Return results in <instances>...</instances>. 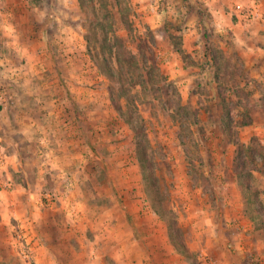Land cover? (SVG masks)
<instances>
[{"label":"rangeland","instance_id":"obj_1","mask_svg":"<svg viewBox=\"0 0 264 264\" xmlns=\"http://www.w3.org/2000/svg\"><path fill=\"white\" fill-rule=\"evenodd\" d=\"M5 182L0 264H264V0H0Z\"/></svg>","mask_w":264,"mask_h":264},{"label":"trees","instance_id":"obj_2","mask_svg":"<svg viewBox=\"0 0 264 264\" xmlns=\"http://www.w3.org/2000/svg\"><path fill=\"white\" fill-rule=\"evenodd\" d=\"M124 49V48H123ZM108 52H109V55H110V59L113 61V64H115V67H116V70L117 71H113V70H111V69H109L108 71H109V73L107 74L108 75V77H110V78H112V79H114V80H116V79H118L120 82H121V77H116V74H118V76L120 75L121 76V73H120V71H122V69L124 70V66L125 65H127L129 62V68H130V71H131V69H132V71H134V66H133V62H131V61H133L132 60V56H130V54L128 53V55L127 56H125V55H121L120 53H118V50L117 49H115V47H113V45L112 44H110V45H108ZM124 56V59H121V57H123ZM139 57H140V55H138ZM131 76H135V75H131ZM163 79L162 78H160V81H162ZM123 81V80H122ZM155 78L153 79V78H151V79H148L147 81H145V85L147 84V86H150L151 87V89H153L154 90V88H155ZM141 85H143V83L141 82L140 83V86ZM120 88H121V84H120ZM126 100V105H128V106H130V107H132V109L133 110H136V108H134V104H132V103H134V101L132 100L133 98H135L134 97V95H130V97H129V95L127 96V95H125V97H124ZM130 115L128 114V117H127V119H126V123L130 126V127H133L132 126V121H131V119H129V118H131V117H129ZM137 119L139 120V117H137ZM141 121V120H140ZM142 131H143V129H142ZM143 133V135H144V131L142 132ZM141 136H142V134H140ZM87 146H88V148L91 150V151H93V147L89 144V143H87ZM116 194V193H115ZM115 199L117 200V202H118V204H121L122 202H121V200H120V198L117 196V195H115ZM123 210V212H124V219H125V221H126V223L128 224V226L130 227V229H131V233H132V236H133V238H134V240L139 244V245H142V243H141V241H140V238H139V235H138V232H137V229H136V227H135V225H134V223H133V221H132V218H131V216H130V214L126 211V209L125 208H123L122 209Z\"/></svg>","mask_w":264,"mask_h":264},{"label":"built area","instance_id":"obj_3","mask_svg":"<svg viewBox=\"0 0 264 264\" xmlns=\"http://www.w3.org/2000/svg\"><path fill=\"white\" fill-rule=\"evenodd\" d=\"M238 18L240 19V21H243L245 24L250 25L253 22L257 21L260 18V15L255 7H251L245 11L243 10L240 11L238 13ZM26 223L27 222H21L22 225L18 223L16 226V231L14 233V236L12 237L15 252L17 256L24 261L30 259V251H31L30 242L34 241V235L32 234L31 229L29 230L28 227L30 226V223L29 222L27 224ZM202 261H205L204 257H202ZM208 264H213V263L209 262Z\"/></svg>","mask_w":264,"mask_h":264},{"label":"crops","instance_id":"obj_4","mask_svg":"<svg viewBox=\"0 0 264 264\" xmlns=\"http://www.w3.org/2000/svg\"><path fill=\"white\" fill-rule=\"evenodd\" d=\"M56 159V158H53V160ZM7 183L5 182L4 185H1L0 186V216L3 217L5 216V214L7 215L6 213V209H10L11 206H14L15 208V203L17 201L16 197H15V193L16 191L12 188H10L9 186H7ZM117 201V200H116ZM118 203V202H117ZM3 210V212H2ZM126 211L129 213V211L126 209ZM5 213V214H4ZM124 214V212H123ZM130 214V213H129ZM131 218H132V215L130 214ZM6 218V217H5ZM9 220V219H8ZM132 221H133V218H132ZM8 222H6L7 224ZM30 225L32 226V222L29 221ZM134 223V221H133ZM5 224V222L3 223ZM135 225V224H134ZM132 234V233H131ZM240 250H243L242 248H240ZM96 256V252L92 249L91 251V256H90V260H94L95 256ZM94 256V257H93Z\"/></svg>","mask_w":264,"mask_h":264}]
</instances>
